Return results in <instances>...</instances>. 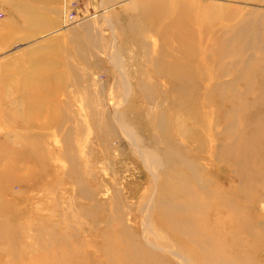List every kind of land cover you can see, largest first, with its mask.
<instances>
[{"label":"rangeland","instance_id":"rangeland-1","mask_svg":"<svg viewBox=\"0 0 264 264\" xmlns=\"http://www.w3.org/2000/svg\"><path fill=\"white\" fill-rule=\"evenodd\" d=\"M24 1L0 0V264H122L128 236L151 254L141 258L143 264H189L188 257L201 264L195 246L176 253L164 249L176 251L178 241H188L160 225L167 168L148 165L150 157L163 164L172 144L189 162H198L201 178L241 210V223L234 219L208 230L230 247L222 264H264V141L257 147V172L243 175L235 161L209 157L224 142L222 113H209L211 130L188 122L199 105L207 112L219 106L201 92L196 97L198 84L208 91L215 83L233 82L240 92L251 85L244 102L252 109L241 115L264 114L254 103L255 94L264 91V68L255 63L264 58L261 50L251 48L246 55L252 62L231 71L207 60L210 53L211 59L225 54L209 48L225 37V28L249 19L254 28L264 26V0ZM175 8L202 24L191 65L193 92L183 109L175 107L180 98L163 75L180 60L176 36L154 30L170 21L157 16ZM103 10L108 12L91 19ZM259 35L264 38V29ZM219 68L228 74L219 77ZM139 83L156 89L152 103L137 97ZM93 109L114 125L110 137L93 128ZM160 124L164 130H158ZM211 132L222 135L213 140ZM208 215L211 222L227 217L218 205Z\"/></svg>","mask_w":264,"mask_h":264},{"label":"bare ground","instance_id":"bare-ground-1","mask_svg":"<svg viewBox=\"0 0 264 264\" xmlns=\"http://www.w3.org/2000/svg\"><path fill=\"white\" fill-rule=\"evenodd\" d=\"M176 9L177 8L173 9L171 13H165L157 16L159 21H162L163 19L170 21L168 24L166 23L167 26H158L157 28L154 27V30L156 33H160L163 36H167L169 32H173L176 36V42L178 43V47H176L178 53L180 54V60L177 61L175 65L163 69V75L171 78V92L180 98V105L177 104L175 107L183 109V103L191 98L193 92L195 76L192 73L193 71L191 69V65L196 63L195 48L199 44L197 36L202 24L198 22V19L195 18L194 15H191V13L189 14L188 11L181 8H178V10ZM101 12L102 13L100 14L93 15L91 19L99 18L101 15L105 14L106 11L104 12L103 10ZM66 20H68L69 23L74 21V16L71 11L67 14ZM252 21L255 20H245L237 26L228 29L225 28V37L213 40L211 43L212 45L209 46V48L213 51L223 50L225 53L224 55H219L217 57L212 56L214 57L212 58L213 60L209 57L211 53L209 54L207 60L214 65L215 69L216 67L218 69V64H227V66H230V71L238 65L243 66L249 64L252 62V59H250L246 54H249L248 52L251 48L256 47L264 53V38L262 35H259L261 30L264 29V26H262L261 29H259L260 26L254 28L253 24H250ZM86 22L87 20L79 23L78 25ZM150 28L152 27L150 26ZM253 29L254 31H252ZM164 44H169V40L164 39ZM255 63L264 68L263 57L256 59ZM229 69L226 70L225 68H219V77H223L228 74ZM121 84L125 86L127 85L123 81ZM235 84L237 83L218 82L213 84L208 91H205V88H201L198 84L199 93L197 90L196 97L200 99V96H202L200 94L201 92L204 97H207V101L210 105L211 102H214L217 104L219 103V106L217 107L215 104L214 106L211 105V109L207 112L206 110L204 111V108L201 105H199L194 109L193 113L192 111L188 113V122L191 125L193 124L194 126L208 130V116L210 114L219 115L222 113L219 117L220 122L225 125L223 135L224 142L220 146V150H218L217 153H215L216 151H212L211 156L209 157L214 161L216 160L218 163H229L235 161L236 167H238V169L242 171V174L245 175V171H250V169L256 173L257 171L253 169L258 167L260 163L257 147L259 149V144L264 141V134L262 133L264 131V114L258 116L257 118H253L254 120L246 119L245 115H241L248 113V111L252 109L250 104H245L244 102L246 101L245 94L249 92L251 85H247L246 90L240 92L239 88L236 87ZM138 85L139 88L136 93L137 97L144 98L145 101L152 103L156 98V89H150V86H147V83H139ZM125 91V96L128 97V90L126 89ZM255 96L256 98L254 103H260L261 107L264 108V91L256 93ZM236 104L238 105L235 106ZM203 105H206V103ZM93 110L95 114V123L93 124V128H95L97 132L100 131L107 137H110L114 132V125L109 122L107 117L104 119L98 115L95 109ZM157 128L158 130L165 129L162 124L157 125ZM251 129H258L259 132L247 136L246 134ZM237 131H239L238 136ZM211 134V138L213 140L219 139L222 135L216 136L213 132H211ZM206 141L207 139L200 141L201 146L206 144ZM176 151L175 145H169L165 152L163 164L157 157H150L148 160V165L152 170L161 169L164 166L167 168L161 179L163 183L161 186L159 206L163 212V218L160 221V225L162 228L168 230L171 229L173 233L175 232L174 236H177L178 239L179 237H184L188 240L178 241L176 244V251H172V249L167 246L164 247V249L171 251L172 253H176L179 252L183 246H186L187 244L192 245L196 247V253L201 257V261L203 260L201 264H222L220 258L230 254V247L226 246L227 243L226 241H223V237H220L218 241L213 239L209 234L210 228L215 229L219 225L231 224L234 219L237 223H241V210L229 200L227 195L213 190L211 181H205L201 178L202 174L201 171H199L200 165L198 162H189L185 159V156L182 153L178 151L180 153L179 155ZM176 155L177 158L174 157ZM168 176H170V178L172 177L171 180L173 179L174 182L177 183L178 188L173 189L170 186V180L167 178ZM183 176H185V178ZM214 205H218L222 211L227 213V217L222 222L220 220L211 222L213 220V216L208 215V212L214 211ZM42 235L43 234H41V236ZM122 243L127 246L124 247L123 245V248H121L120 255L124 259L122 264H143L141 258H146V255L150 254L144 247H142V245H139L138 241L132 236H128L127 241ZM172 244L174 245V243ZM238 245L237 241L236 246L238 247V250H240L241 246ZM231 248L234 251L236 247L232 245ZM210 255H218V259H215L214 257L211 258ZM188 259L189 264H197L196 262H193L195 260L192 258L188 257Z\"/></svg>","mask_w":264,"mask_h":264},{"label":"crops","instance_id":"crops-1","mask_svg":"<svg viewBox=\"0 0 264 264\" xmlns=\"http://www.w3.org/2000/svg\"><path fill=\"white\" fill-rule=\"evenodd\" d=\"M24 2H26L25 5L28 4V1H27V0H25ZM38 14H39V12H38ZM46 22H47V21H46ZM52 22H53V21H52ZM52 22H51V25H53Z\"/></svg>","mask_w":264,"mask_h":264}]
</instances>
